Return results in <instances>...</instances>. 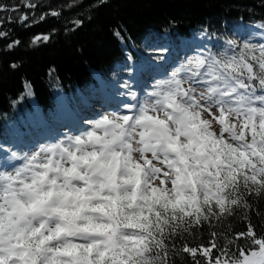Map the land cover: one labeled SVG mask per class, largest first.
Instances as JSON below:
<instances>
[{"label": "snow or ice", "instance_id": "6c2138e0", "mask_svg": "<svg viewBox=\"0 0 264 264\" xmlns=\"http://www.w3.org/2000/svg\"><path fill=\"white\" fill-rule=\"evenodd\" d=\"M226 44L238 51L157 66L167 78L142 98L0 171V264H264L249 212L264 199V44Z\"/></svg>", "mask_w": 264, "mask_h": 264}, {"label": "trees", "instance_id": "16d2710c", "mask_svg": "<svg viewBox=\"0 0 264 264\" xmlns=\"http://www.w3.org/2000/svg\"><path fill=\"white\" fill-rule=\"evenodd\" d=\"M0 4L9 8L0 11V32L7 33L0 37V146L9 152L20 133L34 129L38 118L60 120L72 101L97 94L94 76L108 79L125 54L135 57L147 42L180 45L185 38L203 36L212 41L213 53H219L227 33L240 22L264 23V0H0ZM76 20L82 21L80 26ZM45 35L48 41L43 40ZM35 37L41 39L34 44ZM260 37L264 40V33ZM3 155L0 152V163ZM250 203L252 223L258 232L264 230V216L256 214L264 213V199ZM231 222L234 232L247 227L238 217ZM201 232L195 242L187 238L188 243L207 244V227ZM183 243L177 238L176 247ZM170 264L193 261L183 254V259L172 256Z\"/></svg>", "mask_w": 264, "mask_h": 264}, {"label": "rangeland", "instance_id": "374dc122", "mask_svg": "<svg viewBox=\"0 0 264 264\" xmlns=\"http://www.w3.org/2000/svg\"><path fill=\"white\" fill-rule=\"evenodd\" d=\"M148 52V51H147ZM152 54H153V52H152ZM145 56V58L147 59L146 60V63H156V64H161L163 61H164V59H165V57H162V56H156V55H144ZM158 57H159V59H158ZM145 63L143 62V65H144ZM124 75V74H123ZM114 88H118V87H123L124 88V90L125 91H132V90H130V88H133V84H132V82H130V81H126V80H124V82H123V80H122V78H121V76H116L115 78H114ZM124 83H126V84H124ZM118 92L119 93H117V95L115 94V96L116 97H119L120 95L119 94H122V93H120L121 91L120 90H118ZM135 92V91H134ZM144 96V94L141 96V97H137L138 99H140V98H142ZM132 99V98H131ZM119 108V107H118ZM117 108V109H118ZM94 108H92V110H91V114H88V113H85V115H87V116H83V118H82V120H81V124H80V127L82 128V130H83V128L84 127H86V125H84V121H87V120H90L91 119V117L92 118H94V114H93V112H95V110H93ZM95 109H98V108H95ZM100 109V108H99ZM107 112H110V111H107ZM88 115H90V116H88ZM99 115V114H98ZM96 116V118H98L99 116ZM77 130L78 129H76L75 130V133L77 132ZM80 131V130H79ZM78 131V132H79ZM74 133V134H75ZM63 139V138H62ZM40 144H38V145H35L36 147H34V151L38 148V146H39ZM31 151V149H27L26 151H25V154L26 153H29ZM8 161H9V159H5L4 160V164H7L8 163ZM22 163V160L21 159H14V160H12V163H9V164H7L8 165V169H6L5 167V169H3L2 168V171H4V170H8V171H11V169H12V167H18L20 164ZM6 165V166H7Z\"/></svg>", "mask_w": 264, "mask_h": 264}]
</instances>
